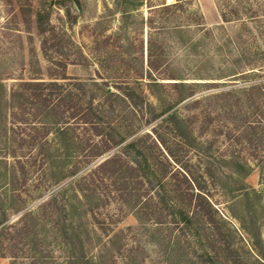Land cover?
I'll use <instances>...</instances> for the list:
<instances>
[{"label":"rangeland","instance_id":"1","mask_svg":"<svg viewBox=\"0 0 264 264\" xmlns=\"http://www.w3.org/2000/svg\"><path fill=\"white\" fill-rule=\"evenodd\" d=\"M37 20L54 28L46 54ZM80 49L88 64H79ZM48 60L53 67L69 63L70 78L105 80L113 90L133 85L132 107H104L102 136L133 134L127 158L139 162L152 192L169 204L186 206L185 195L170 192V171L184 169L194 192L211 204L204 213L214 222L189 228L169 216L163 225L140 226L106 186L80 202L68 192L67 211L60 202L39 209L60 186L36 197L50 188L44 176L20 169L13 180L9 158L7 167L0 164V222L13 227L0 234V264H264V0H0L7 91L22 80L49 81ZM149 64L170 67L152 73L160 86L147 76ZM180 77L198 83L182 102L186 91L172 79ZM70 80L59 82L70 87ZM169 107L183 120L179 127L162 121ZM2 154L0 143V160ZM27 211L34 218L16 225ZM172 245L177 251L168 254Z\"/></svg>","mask_w":264,"mask_h":264},{"label":"trees","instance_id":"2","mask_svg":"<svg viewBox=\"0 0 264 264\" xmlns=\"http://www.w3.org/2000/svg\"><path fill=\"white\" fill-rule=\"evenodd\" d=\"M169 7V5L166 6V8ZM223 18L227 21L224 16ZM37 23L41 25L39 35L42 50L46 54L47 43L50 39L48 35L55 33L54 28L46 30L47 28H42L41 21L37 20ZM179 29H181L179 26L175 28V30ZM152 49V44L149 43L150 56H152ZM79 55L81 59L79 64L89 63V58L83 50L80 49ZM48 61L51 62L48 66L49 81L38 80V78L30 81L22 80L12 85L8 92L0 78V143L4 148L0 164H6L7 167L8 159L13 160L10 167L12 178L17 182L20 178L18 177L20 169V172L24 174H28V168L33 169L32 172L41 173L47 181V187L50 185V188L38 192L36 196L38 198L42 197L46 191L60 186L51 195V201L43 202L39 209L44 208L50 202L54 204L60 202L64 211H67L69 207H72V199L68 198V192H72L73 197L80 202L82 197L89 198L87 193H97V190L106 186L110 188L109 191L117 194L123 207L133 212L140 226L163 225L169 216L177 218L176 222H182L189 228L196 222L199 224L201 221L214 222L211 216L209 218L204 213L211 209V204L205 201L201 193L194 192L193 180L188 177L184 169L174 167L170 171V192H179L178 197L185 195L182 198H186V206H182L180 200L179 204L175 201L169 204L159 193L155 195L152 192V181L147 173H143L139 162L127 158L136 145L134 140L126 142L133 134L124 136L119 141L114 138L107 140L102 136L105 124L104 107L110 104L112 111L115 110L116 103L132 107L130 99L137 90L133 85L124 84L126 86L124 89L122 88L124 85L115 84L116 90H113L110 83L105 80L98 82L93 78L88 80L70 78L66 74L69 63H61L53 67L52 60ZM162 69L166 71L170 67L148 65L147 76L155 87L160 86L161 83L152 73L162 71ZM59 79H71L69 82L71 86H65L66 84L59 82ZM172 79L180 80V82L173 83L175 88L186 91L179 102L195 95L198 83L186 82L182 77ZM135 82L139 83L137 80ZM87 98H89L88 101H86ZM172 108L169 107L163 112L166 116L162 121L179 127L178 124L183 120L176 110L172 111ZM88 125L93 127L92 134H87L85 131ZM178 137L183 139L184 136L179 135ZM123 143L125 144L122 145ZM120 145L122 146L112 156L88 168L82 175L80 174L93 162ZM67 181L69 182L64 184ZM183 183L188 187L183 189ZM160 184H163L161 180ZM202 201L206 205H201ZM186 207H191L192 211L186 210ZM34 216L35 213L27 211L16 225L28 223L27 220L33 219ZM3 222H0L1 235L13 227V224L7 226ZM179 249L183 251V254H189L184 246ZM226 249L231 252V247ZM169 250L168 254H174L177 247L172 245Z\"/></svg>","mask_w":264,"mask_h":264}]
</instances>
